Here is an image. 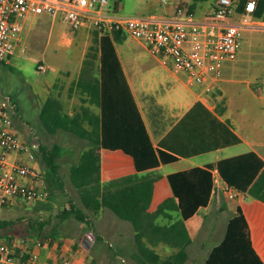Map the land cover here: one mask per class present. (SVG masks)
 I'll list each match as a JSON object with an SVG mask.
<instances>
[{
	"label": "trees",
	"instance_id": "obj_1",
	"mask_svg": "<svg viewBox=\"0 0 264 264\" xmlns=\"http://www.w3.org/2000/svg\"><path fill=\"white\" fill-rule=\"evenodd\" d=\"M247 1L241 0L238 4L239 15L245 12ZM253 15L264 21V0H257ZM125 38L119 30H93L92 44L79 78L69 90L70 96L75 90L79 91V109L70 114L60 98L50 96L40 111V121L49 134L65 132L88 143L68 172L70 182L79 190L83 207L70 200L69 208H65L61 216L92 223L85 210L96 213L108 209L132 225L138 247L134 257L139 264H185L188 260L187 247L191 243L185 221L192 218L200 207L208 205L214 189L210 171L214 165L162 176L172 196L157 208H152L157 178L150 174L140 176L139 173L176 162L178 157L163 149L156 150L153 146L112 42V39L119 42ZM90 105L100 109V113ZM203 113L208 112L197 103L187 115L208 117ZM197 133L196 143L201 147L194 149V153L217 147L216 137L199 134L200 131ZM39 149L52 180L64 189L65 182L58 163L61 146L55 144L49 148L41 145ZM217 166L223 179L241 191H249L257 198V190L264 191V162L255 152L221 160ZM106 179L110 180L108 185L104 182ZM114 181L118 184L114 185ZM166 209L179 211L181 218L168 225L159 224L157 220L160 216L172 218L166 214ZM15 223L14 220H0V231H9ZM247 229L248 223L242 213L231 219L224 241L212 250L205 264H264L251 249ZM158 241L170 244L179 251L162 258L149 246ZM262 255L264 258V252Z\"/></svg>",
	"mask_w": 264,
	"mask_h": 264
},
{
	"label": "crops",
	"instance_id": "obj_2",
	"mask_svg": "<svg viewBox=\"0 0 264 264\" xmlns=\"http://www.w3.org/2000/svg\"><path fill=\"white\" fill-rule=\"evenodd\" d=\"M217 3L218 0H138L133 10L135 12H142L140 14H143V17L175 18L177 8L184 7L193 11L197 19L201 20L212 16ZM124 6L125 2L122 0L116 7L119 14H121L120 11L124 9ZM61 21H63V19L60 16L49 15H40L30 20L23 34L26 42V52L35 50L36 48L42 51L44 56L54 53L58 54L59 50L53 48L54 45L52 42L53 38H57L58 36H61V44L68 49L79 44L82 46L85 45L87 48L90 47V40H92L91 33L97 28L83 26L80 29H74V32H67L59 26ZM230 21L232 23H239L241 21L240 15L236 14ZM123 34L126 36L123 41L115 42L112 39V42L115 45L128 89L133 94L153 146L156 150L163 149L178 157L176 162L161 164L158 167L139 173L140 176L150 174L151 177L157 178L156 194L152 208H157L164 200L172 196L171 189L168 184L161 179L162 176H168L195 167H207L210 164L214 165V168L210 170L214 178V189L208 205L206 207H200L192 218L185 221L191 240L190 245L187 247L188 260L185 264H196L195 261L197 260H199L197 264H205L212 250L224 241L230 220L240 213L245 216L248 223L246 232L252 244L251 249L255 251L264 262L262 255V252H264V198H261L264 197V191L260 192L259 189L257 190L259 194L258 198L254 197L248 191L245 192V196L241 199L233 201L227 199L219 186L220 177L222 179L223 177L217 166L221 160L245 155L250 152H255L264 162V124L261 120V116L264 118V78L255 76L253 80L248 81L247 84L245 83L244 98L249 94L258 99L259 103H245L242 100V93L239 92L238 103L234 104V113L231 116L229 113L230 105L227 104L228 93L226 94L224 88V83L235 81L234 79H229L230 72H223L224 69L222 68L220 77L215 82L214 90L206 92L204 86H190L186 82V79L185 82H183L179 75L182 72H174L169 67H166L157 57L148 52L146 46L140 40L132 37L135 42L131 43L129 42L131 36L125 33ZM141 47H144L149 55L155 59V63L164 67L165 71L168 72L162 74L164 81L167 83L166 87L158 89L154 82H149L145 72L141 71V67L144 68V63L147 58V55L141 52ZM87 48L86 51L82 53V56L80 54L81 61L78 66L79 70L82 69L87 54ZM78 51L80 52L81 50L79 49ZM16 56L23 57L20 54ZM11 58L6 61L7 64L10 62ZM80 73L81 71L79 75ZM140 73H142L143 76H139ZM184 83L187 86H185ZM174 91L181 92L179 98H172L170 96ZM216 91L219 92V95L212 99V92ZM50 96L51 95L47 96L46 100ZM54 97L59 98L58 96ZM152 97H154L160 105L165 106L162 107L164 111L162 116H157L155 107L150 104ZM166 101L169 103L168 106H166ZM222 102L223 104H221ZM197 103L204 106L208 113L203 114L208 115V117H188L187 114ZM90 107L100 113V109L96 106L90 105ZM70 114H73V112H70ZM16 115L17 114H15L14 117H16ZM17 127L18 126L14 123L15 131H17ZM23 130L25 131L24 138L31 141L33 137L30 133H27L26 128H23ZM197 131H200L199 134H205L208 137H216L218 140L217 147L194 153V149L201 147L196 143V136L198 133L195 134V132ZM46 133L49 134L47 131ZM226 138L228 139L226 140ZM227 141L230 142L227 143ZM207 142L209 143L210 140H207ZM80 154L81 152L75 154V152L72 151V153L68 155V159L71 162L68 167L79 160ZM30 164L41 171V176L27 181L37 187L44 188L43 184L45 181L43 180L42 173H45L46 169L43 168L38 158L31 161ZM109 181V179H106L104 182L108 185L110 183ZM117 184L118 181H114V185ZM250 187L251 185L249 188ZM17 201L18 200L13 201L6 207L15 206ZM104 210L110 211L108 209H102V211ZM110 212L113 213L112 211ZM165 212L167 215H171L172 218L160 216L157 222L161 225L171 224L181 218L179 211L166 209ZM198 217H201L199 221H197ZM8 221H10V219ZM18 233L14 225L9 231H0V244L11 241L14 238H24L17 236ZM25 237H29L33 240H42L43 242L41 248H34L39 254L36 264H62L64 259H70L72 264H85L86 262L87 251L84 250L82 246L78 249L75 241L53 243L50 241L47 242L42 237L38 236ZM128 241L129 239H126L123 234L120 235L119 239L113 235L111 241L108 240L111 247L122 252L124 256L121 255L119 257L124 260L125 264L128 260L134 259L135 254L138 252V247L135 242V232L132 243ZM148 244L147 242V245ZM149 246L155 250L156 253L160 254L162 258L170 257L179 251L178 248L161 241H158L155 245L149 244ZM194 251L198 256L197 259L193 258ZM28 257L29 254L25 250L19 249L16 252L15 260L12 264H21L28 260Z\"/></svg>",
	"mask_w": 264,
	"mask_h": 264
},
{
	"label": "built area",
	"instance_id": "obj_3",
	"mask_svg": "<svg viewBox=\"0 0 264 264\" xmlns=\"http://www.w3.org/2000/svg\"><path fill=\"white\" fill-rule=\"evenodd\" d=\"M121 1L0 0V60L8 61L13 56L25 54L23 34L30 20L40 15L60 16L74 29L86 26L109 32L119 30L140 40L163 65L184 73L190 86L201 85L206 92H211L225 62L237 59L243 31L264 28V21L250 20L257 9V0L246 2L239 23L230 20L238 14L241 0H218L212 16L201 20L184 7L177 8L175 18L124 16L116 9ZM38 69L46 73L50 65L40 63ZM15 113V105L9 98L0 100V208L15 200L44 201L49 197L46 189L27 181L41 176V171L30 164L37 158L40 146L15 131ZM219 186L231 201L245 196V192L221 177ZM42 246V240L29 237L2 243L0 264L14 263L19 249L29 254L28 260L21 264H36L39 254L35 249ZM62 264L72 262L64 259Z\"/></svg>",
	"mask_w": 264,
	"mask_h": 264
},
{
	"label": "rangeland",
	"instance_id": "obj_4",
	"mask_svg": "<svg viewBox=\"0 0 264 264\" xmlns=\"http://www.w3.org/2000/svg\"><path fill=\"white\" fill-rule=\"evenodd\" d=\"M124 2L125 6L120 11L121 14L126 16L143 15L140 14L142 12L133 10L138 0H124ZM250 20H256V18L252 17ZM59 26L64 31L74 32L72 25L67 22L61 21ZM60 37L58 36L52 40L53 48L59 50L58 54L44 56L42 51L35 48V50L27 51L26 54L22 55L23 57L11 58L8 64H4L0 60V100L9 98L15 105V114L17 115L14 117V123L18 126L16 130L20 136L25 137L23 128H26L27 133H30L33 137L31 141H34V144L37 145L38 143L39 146L44 145L49 148H53L55 144L61 146L58 163L65 187L61 189L52 180L49 169L42 162L43 157L39 149L36 152L37 158L42 163L43 168L46 169L45 173H42L45 181L43 186L49 192V197L44 201L18 200L15 206L0 208V219L14 220L16 222L14 228L19 232L17 234L19 237L38 236L47 242L53 243L75 241L78 249L82 246L87 251L85 264H125L124 260L119 257L124 256L122 252L111 247L108 240L111 241L113 235L119 239L120 235L123 234L126 239H129L128 242L132 243L134 229L129 222H125L110 211L105 210L96 213L85 210L89 213L92 223H82L74 217L65 219L61 216L62 211L69 208L70 200L83 207L79 190L73 186L69 179L68 166L71 162L68 155L72 151L79 154L88 147V143L82 142L76 136L65 132L55 135L47 134L39 118L44 101L49 95L58 96L69 112L74 113L81 104L79 91L75 90L70 96L69 90L81 71L78 66L80 65L82 53L86 51L87 46L79 44L68 49L61 44ZM129 42L133 43L135 40L130 37ZM88 49L89 47L87 51ZM140 50L147 55L144 68L141 67V71L145 72L149 82H154L158 89L166 87L167 83L164 81L162 74L168 72L165 71L164 67L154 62L155 59L149 55L144 47H141ZM42 62L51 66V69L46 73H42L38 69L39 64ZM223 69V72H230V80H235L224 83L225 92L228 93L227 104L230 105L229 113L231 116L234 113V104L238 103L239 92L242 93V100L245 103H259L258 99L252 95L247 94L244 98V92L245 83L247 84L248 81L253 80L255 76L264 78V28H248L243 31L242 46L237 59L227 60ZM179 75L185 82V75L182 73ZM139 76H143L142 73ZM178 92L174 91L170 96L179 98L181 92ZM212 93V99L219 95L218 91ZM150 104L155 107L157 116L164 114L162 109L164 105H160L154 97L151 98ZM166 104L168 106V101H166ZM261 117L264 124V118ZM200 218L198 217L197 221ZM197 257L194 251L193 258L197 259ZM195 262L197 264L199 260ZM126 264L139 263L135 258H132Z\"/></svg>",
	"mask_w": 264,
	"mask_h": 264
}]
</instances>
